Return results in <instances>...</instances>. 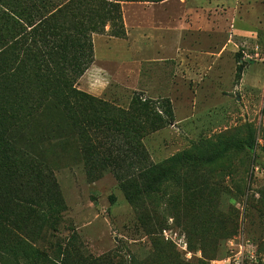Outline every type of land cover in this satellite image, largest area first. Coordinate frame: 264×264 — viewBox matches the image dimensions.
Wrapping results in <instances>:
<instances>
[{
    "label": "rangeland",
    "instance_id": "obj_1",
    "mask_svg": "<svg viewBox=\"0 0 264 264\" xmlns=\"http://www.w3.org/2000/svg\"><path fill=\"white\" fill-rule=\"evenodd\" d=\"M65 1L0 0V56L8 61L0 67L26 66L22 81L44 104L53 101L47 65L65 91L81 94H73L74 111L54 108L55 132L23 125L35 135L24 145L26 185L18 190L0 180V264H264V0H252V13L239 3V17L260 19L257 45L222 57L212 70L207 65L197 80L174 75L172 95L164 63H142L120 83L115 60L129 59L114 44L128 38L110 37L115 22L108 16L103 31L90 37L91 62L79 59L83 45L59 17L36 47L27 34L21 38L11 19L38 23L50 15L33 12L34 5ZM150 1L93 6L103 13L117 4L124 22V15L162 5ZM173 1L160 9L180 12V0ZM213 1L205 19L221 13L220 0H199ZM205 33L195 42L213 51V35ZM108 41L111 47L103 45ZM250 65H258L259 81L239 87ZM97 68L109 77L98 81ZM166 88L169 96L160 95ZM239 142L243 148L233 146Z\"/></svg>",
    "mask_w": 264,
    "mask_h": 264
},
{
    "label": "crops",
    "instance_id": "obj_2",
    "mask_svg": "<svg viewBox=\"0 0 264 264\" xmlns=\"http://www.w3.org/2000/svg\"><path fill=\"white\" fill-rule=\"evenodd\" d=\"M173 2V0H169L158 3L162 5H157L156 9L150 8L146 12L136 10L127 18L124 15L123 23L125 35L128 39L123 40L121 43L117 41L114 44L117 48L121 46L123 49L122 54H127L129 59V61H121L125 58H120V56L116 59L117 61L115 60L116 75L120 78V83H126V76L133 75L131 68H133L134 76H136L135 70L138 66L142 63L152 62L154 64L164 63L166 72L172 75L170 80L174 78V75L197 80L201 70L206 69L207 65L212 70L213 66L222 57H231V54H235V52L244 55L248 48L253 47V44L257 45L258 36H262L260 31L257 30V26L254 27V25L260 26V19H253L252 17L244 19L238 16L240 9H242L239 5L240 2L249 7L248 13H252V0H220L221 5L218 9L221 10V13L214 12L211 20L203 17L204 10L211 7L216 8L217 5L215 4L218 3L216 1L205 6L199 4V0H180V12L161 10L163 7H169ZM255 15L258 16L257 13ZM133 23L134 33L129 29ZM203 32L213 35V51L201 50L199 49L200 45L195 42V38L201 33L203 35ZM162 33H164V38L157 39L155 35H162ZM173 34L177 35L175 39ZM178 38H180L179 41H177ZM111 42H103V45L111 47ZM114 58L116 57L114 56ZM94 59L95 61L101 60L99 58ZM175 60H178L179 63L175 64ZM243 60V57L239 58L238 62L241 63ZM106 63L108 65L109 62ZM258 70V65H250L247 71L245 70L246 72L243 73L239 87L245 82L258 83V78L254 77L255 71ZM91 72H89L90 75ZM93 74L97 76L98 81H103L105 76L109 77V74L101 68H97ZM86 75L87 73L82 79ZM139 79L134 80V87L141 86ZM89 83L91 82L89 81ZM169 85L170 89L168 90L171 91L174 87L172 80ZM168 90L166 88L165 91H160L164 92L160 95L169 96ZM91 93L95 96L100 95L97 94L98 91L93 92L92 90ZM171 93L172 91L170 95H172Z\"/></svg>",
    "mask_w": 264,
    "mask_h": 264
},
{
    "label": "trees",
    "instance_id": "obj_3",
    "mask_svg": "<svg viewBox=\"0 0 264 264\" xmlns=\"http://www.w3.org/2000/svg\"><path fill=\"white\" fill-rule=\"evenodd\" d=\"M164 1L166 0H152L150 2L158 4ZM95 2L96 0H66L62 5L50 8H47L44 2H42L39 6L34 5L33 12L40 11L43 15L49 13V17L45 19L41 18L38 23L34 21L25 22L22 19L11 20L21 38L26 41L25 34H27L28 39L31 41V45L36 47V44L39 43L43 35L50 36V34L46 32L51 28L55 19L59 17L62 19L63 24H65L69 32L82 43L83 47L79 52V59L82 57L83 61L87 63L88 58H90L91 62L92 57L90 37L92 34H98L103 31L106 23V16H108L112 22H115V26L111 29L110 37L116 39L125 37L124 24L122 16L117 10V4L109 3L107 4L108 11L97 13L95 4L93 6ZM19 24L23 27L26 26V28L29 26V31L26 33V28H24V31ZM83 49L87 50L86 54ZM38 50L39 57L44 61L45 58L42 56L43 51L41 52ZM0 54H2V52H0ZM52 57L50 59H52ZM7 62L5 58L0 56L1 65ZM48 62L50 63V60H48ZM79 65L80 64H78V66ZM7 67L8 64L0 67V180L7 179L9 182L15 183L19 190L26 185L27 181L26 178L23 177L22 171L29 169L25 161L28 153L27 150L24 149V145L30 142V137L35 136L28 135L23 125L28 126L30 129H36V132L41 134L51 131L55 132L58 126H60V121L55 118L57 116V110L54 108L62 106L64 109L70 108V110L74 111L71 104V100L74 98L73 94H81L79 92H74L73 89L65 91L64 87L59 84V78L55 71H52V69L50 70V67L47 65L50 79L46 82L51 91L53 101L51 100L49 104H44L42 100H40V97L30 94V82L22 81L21 74H23V71L26 70L27 67H23L20 61L17 63V70L7 69ZM34 81L39 86H44V81ZM98 107L102 109L104 105L98 104ZM76 115L77 114H75V116ZM86 115L87 114L84 112L77 115L75 119L76 122H79L78 119ZM39 129L40 131H38ZM233 146L240 149L243 148L244 145L239 142ZM13 155L14 157H12ZM1 183L0 181V184ZM13 188L15 189V187ZM4 219V216L0 214V220L3 221ZM3 223H5V221H3Z\"/></svg>",
    "mask_w": 264,
    "mask_h": 264
},
{
    "label": "built area",
    "instance_id": "obj_4",
    "mask_svg": "<svg viewBox=\"0 0 264 264\" xmlns=\"http://www.w3.org/2000/svg\"><path fill=\"white\" fill-rule=\"evenodd\" d=\"M163 235L165 236V237H168L169 238V236L167 235V233H165V231H163ZM243 238H242V235H240V244H241V242L243 241L242 240ZM183 246L184 247H186V244L183 242ZM243 247H244V244H243Z\"/></svg>",
    "mask_w": 264,
    "mask_h": 264
}]
</instances>
